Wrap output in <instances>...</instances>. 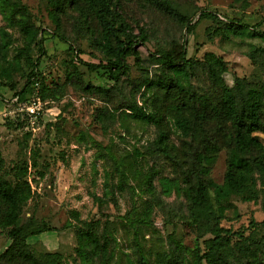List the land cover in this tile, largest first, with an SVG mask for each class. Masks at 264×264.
Wrapping results in <instances>:
<instances>
[{
    "label": "rangeland",
    "instance_id": "obj_1",
    "mask_svg": "<svg viewBox=\"0 0 264 264\" xmlns=\"http://www.w3.org/2000/svg\"><path fill=\"white\" fill-rule=\"evenodd\" d=\"M12 1L27 6L30 27L19 25L12 6L0 2V40L9 42L4 53L12 58L29 45L40 59L45 87L41 95L38 90L23 91L24 66L10 78L0 77V93L5 92L6 98L19 96L25 113L0 117L4 163L0 175L12 184L23 177L31 182L33 195L22 204L16 226L31 234L28 242L35 254L45 259L46 252L60 251L64 264H101L107 258L111 264H139L142 249L157 264V257L172 251L176 239L191 248L177 251L178 264H192V250H203L206 240L227 228L235 232L230 253L234 264L264 262V169L255 168L256 199L241 200L235 191L218 199L212 184L223 183L228 171L233 146L230 123L206 119L197 133L185 135L173 125L170 112V105L182 96L165 83L148 87L165 75L153 53L182 49L198 61L223 57L235 94L260 99L264 106V59L250 57L251 51L264 46V37L258 34L264 30V0H160L177 7L183 18L153 0H112L113 20L120 24L124 19L134 33L143 29L148 36L139 46L140 58L129 57L128 71L120 79L111 78L100 65L108 54L98 46L97 18L83 15L82 9L90 11L85 0H55L57 6L50 0ZM202 13L210 16L201 18ZM237 23L248 25L240 35L216 31ZM2 56L0 52V66ZM192 81L197 91L219 98L221 88L203 67L194 70ZM133 102L162 121L131 115L128 107ZM33 103L42 107L35 126L26 114ZM161 132L168 135L167 149L159 143ZM253 137L250 155L261 157L264 131ZM123 166L130 175L125 184L120 176ZM138 167L154 173L153 191L136 174ZM188 172L195 174L185 183ZM166 176L178 177L182 188L203 179L214 195L211 204L194 218L184 191L164 190L161 179ZM150 206L148 222H142ZM5 208L1 203L0 214ZM89 223L100 237V247L85 262L76 252L77 228ZM44 227L45 231L32 233ZM10 228L0 224V264H34L3 255L14 242Z\"/></svg>",
    "mask_w": 264,
    "mask_h": 264
},
{
    "label": "trees",
    "instance_id": "obj_2",
    "mask_svg": "<svg viewBox=\"0 0 264 264\" xmlns=\"http://www.w3.org/2000/svg\"><path fill=\"white\" fill-rule=\"evenodd\" d=\"M153 1L157 6L172 13L175 17H184L182 12L170 2ZM0 2L4 5L12 6L15 12V19L19 25L26 29L30 27V14L26 5L21 1L0 0ZM50 2L56 5L55 0H50ZM85 2L90 11L85 12L82 9L83 15L86 18H89L90 15L97 18L101 32L98 38V46L108 54L106 62H101L100 65L106 68L111 78L120 79L128 71L129 57L135 55L138 59L140 58L139 46L141 42L145 43L147 41V33L143 29H141L140 33H134L124 19L121 20L120 24L116 23L112 18L113 11L110 7L112 0H85ZM207 16H210L209 13H202L201 18ZM211 17L216 16L212 15ZM247 27V24L242 23L229 24L226 28L218 27L216 31L224 33L227 31V34L231 32L240 35ZM4 32L7 31L4 30ZM258 34L264 37V30L259 31ZM3 41L0 40V52L3 53L2 58L4 60V64L0 66V77L10 78L19 67L24 66L27 70V78L23 91H28V89L38 90L41 95V90L45 87V80L41 71L40 59L32 55L29 45L22 46L12 58H7L4 50L9 42ZM153 56L156 63H159L165 70V75L167 76H159L157 79L152 80L148 87L165 83L170 88L176 89L179 97L182 96L180 100L170 105L173 125L185 135H189L192 132L197 133L201 122L206 119L215 118L230 123L231 135L229 139L233 142V146L228 171L223 183L212 184L217 198L224 199L228 193L235 191L241 200L256 199L255 185L257 179L254 173L256 167L264 169V155L252 158L250 148L252 149V144H254V133L264 131L263 101L256 98H242L235 94L223 57L198 61L189 57L182 49L159 50L153 53ZM250 57L254 61H257L258 58L264 59V46L251 51ZM90 66L96 67V63H91ZM200 66L207 72L211 81L221 88V94L218 99H214L210 94L201 93L195 89L192 77L194 70ZM169 75L173 76L166 79ZM129 106L128 108L132 110L130 112L131 115L137 118L159 123L160 117L162 121L161 116L158 117L157 114L147 111L144 106L135 102ZM188 110L193 112H188ZM167 140L168 135L165 132H161L159 143L163 145L164 149L168 148ZM3 164V160H0V165ZM120 172L122 184L128 183L130 175L127 174L124 166L120 169ZM136 174L141 178L142 183L147 186V189L149 187L153 191L154 180L152 174L154 173L150 168L138 167ZM192 174L195 173H186L185 183H189L192 180ZM161 182L167 193H172L174 190H182L188 195L192 203V216L194 218H197V211L210 205L214 197L209 186L201 178L197 179L195 186L187 184L185 188H182L181 180L178 177L171 178L166 176L161 179ZM32 195V185L28 178H19L16 184H12L0 175V204L2 203L6 206L4 213L0 214V224L7 228L11 227L8 229V234L14 238V242L3 255L29 259L34 264H64L63 254L60 251H48L45 259L39 258L29 246L28 239L31 234L21 233L16 226L22 211V204L27 202ZM150 209L151 206L148 207V213H146L142 222H148ZM45 230L44 227L39 229L38 232L32 233H41ZM233 233L235 232L227 228H220L214 237L206 240L203 250H192L194 255L192 264H234L230 259V253L234 248L231 238ZM77 239L76 252L78 257L85 262L92 260L93 253H96L100 247V237L93 224L89 223L86 226L78 227ZM173 242L175 247H173L172 251H166L161 257L158 256L157 264H178L177 251L191 249L188 246H184L179 240L174 239ZM138 252L139 264H152L150 258L142 249ZM101 264H111V259L107 258ZM242 264H264V262L254 259Z\"/></svg>",
    "mask_w": 264,
    "mask_h": 264
},
{
    "label": "built area",
    "instance_id": "obj_3",
    "mask_svg": "<svg viewBox=\"0 0 264 264\" xmlns=\"http://www.w3.org/2000/svg\"><path fill=\"white\" fill-rule=\"evenodd\" d=\"M6 104L8 106H11L10 114L14 113L15 111L22 112V110H24V107L21 106L22 103L19 100V96L18 97H12L9 99L7 98ZM13 106H16L17 110L12 109ZM41 108L42 107L37 103H33V104L27 106L26 114L28 115V118H29L28 120L30 122L29 124H31V126H35L36 122L39 120L38 118H39V112H40ZM19 115H22L24 117L25 113L22 112Z\"/></svg>",
    "mask_w": 264,
    "mask_h": 264
},
{
    "label": "crops",
    "instance_id": "obj_4",
    "mask_svg": "<svg viewBox=\"0 0 264 264\" xmlns=\"http://www.w3.org/2000/svg\"><path fill=\"white\" fill-rule=\"evenodd\" d=\"M2 94V95H1ZM4 94H5V92H1L0 93V117H2L3 115H5V114H10V111H11V106H8L7 104H6V102L4 103L3 101H2V99L4 100V98H6V97H4ZM7 99V98H6ZM9 99V98H8Z\"/></svg>",
    "mask_w": 264,
    "mask_h": 264
}]
</instances>
